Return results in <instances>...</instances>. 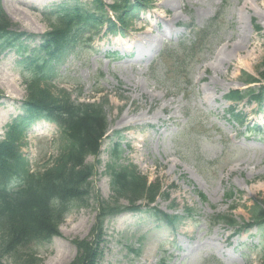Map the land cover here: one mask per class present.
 Returning a JSON list of instances; mask_svg holds the SVG:
<instances>
[{"label": "rangeland", "instance_id": "1", "mask_svg": "<svg viewBox=\"0 0 264 264\" xmlns=\"http://www.w3.org/2000/svg\"><path fill=\"white\" fill-rule=\"evenodd\" d=\"M93 1L0 0V7L13 29L39 37L52 29L44 11L76 3L89 9ZM148 1L124 38L103 28L91 33L88 48L76 44L50 84L75 101L105 99L109 127L94 190L108 199V166L131 163L165 194L151 207L168 214L187 207L193 218L175 228L143 211L110 218L96 264H264L261 229L234 233L210 225L217 214H233L238 226L251 224L246 208L264 200V103L238 104L240 127L228 118L224 101L228 91L244 87L243 73L264 80V0ZM18 60L11 50L0 55V140L26 98ZM57 135L55 126L42 122L28 131L22 154L33 170L55 155ZM95 210L91 201L72 207L60 236L28 254L37 264H70L74 242L90 238Z\"/></svg>", "mask_w": 264, "mask_h": 264}, {"label": "trees", "instance_id": "2", "mask_svg": "<svg viewBox=\"0 0 264 264\" xmlns=\"http://www.w3.org/2000/svg\"><path fill=\"white\" fill-rule=\"evenodd\" d=\"M146 2L114 0L106 6L102 0H94L89 9L78 3L60 4L44 11L52 29L39 37L13 29L0 7V55L11 50L18 56L26 92L21 115L6 126L0 140V258H10L13 264H37L32 254H28L31 248L58 236V226L70 209L86 207L92 199L97 212L90 238L74 242L77 256L71 264H96L102 256L100 244L105 236L104 221L123 212L140 211L138 202L145 201L149 205L162 195L160 185L148 183L132 165L109 167V200L94 192L90 178L95 167L86 159L99 156L102 139L108 130L103 109L106 102H78L65 89L53 88L50 84L59 63L76 44L88 47L92 42L91 33L103 26L113 35L122 33L132 15L147 6ZM107 9L116 22L108 17ZM36 40L40 41L37 46L26 45ZM246 83L256 81L248 78ZM225 99L236 103L247 99L261 104L264 87L233 91ZM229 115L241 124L233 111ZM40 120L57 126V152L41 168L31 170L21 150L26 132ZM115 153L117 156L118 145ZM121 201H126L128 206L122 205ZM147 211L151 217L171 227L182 218L154 208ZM191 211L184 209V216ZM248 211L251 221L264 230V204L256 202ZM216 222L230 227L235 225L233 220L222 216H218Z\"/></svg>", "mask_w": 264, "mask_h": 264}, {"label": "bare ground", "instance_id": "3", "mask_svg": "<svg viewBox=\"0 0 264 264\" xmlns=\"http://www.w3.org/2000/svg\"><path fill=\"white\" fill-rule=\"evenodd\" d=\"M236 51H238V50L236 49Z\"/></svg>", "mask_w": 264, "mask_h": 264}]
</instances>
